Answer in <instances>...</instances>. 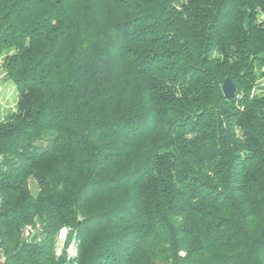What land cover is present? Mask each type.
Listing matches in <instances>:
<instances>
[{
	"label": "trees",
	"instance_id": "16d2710c",
	"mask_svg": "<svg viewBox=\"0 0 264 264\" xmlns=\"http://www.w3.org/2000/svg\"><path fill=\"white\" fill-rule=\"evenodd\" d=\"M0 61L4 264H264V0H0Z\"/></svg>",
	"mask_w": 264,
	"mask_h": 264
},
{
	"label": "rangeland",
	"instance_id": "374dc122",
	"mask_svg": "<svg viewBox=\"0 0 264 264\" xmlns=\"http://www.w3.org/2000/svg\"><path fill=\"white\" fill-rule=\"evenodd\" d=\"M0 64H1V61H0ZM258 84H260V87L264 88V78L263 77H261L259 79ZM15 100H16L15 87L10 81L5 79L4 73L2 71V67L0 66V117L2 115H4L5 113H7L8 110H10L11 108L14 107ZM32 189H34L33 186H32ZM63 228H61V229H63ZM29 229L32 230V233L35 232L30 226H27L25 231L29 230ZM58 234H59V232H58ZM57 242H58V235H57ZM57 246H58V243H57L56 247ZM69 246H68L66 252L68 255V252H69L68 250L71 249L70 250V257L73 258L76 256V249H75V246L73 244L69 245ZM61 247H62V245H61ZM59 253H60V251H59ZM67 264H74V262L73 263H67Z\"/></svg>",
	"mask_w": 264,
	"mask_h": 264
},
{
	"label": "built area",
	"instance_id": "2783aa9c",
	"mask_svg": "<svg viewBox=\"0 0 264 264\" xmlns=\"http://www.w3.org/2000/svg\"><path fill=\"white\" fill-rule=\"evenodd\" d=\"M66 228H63L59 231V234H58V246L56 247V253H59L60 249H61V245L65 239V236H66ZM32 234V230H26L25 231V235L26 236H30ZM72 245V244H70ZM70 247V246H69ZM71 250V249H70ZM70 250H68V257H70ZM4 261H5V258H4V255L3 254H0V264H4Z\"/></svg>",
	"mask_w": 264,
	"mask_h": 264
},
{
	"label": "water",
	"instance_id": "95a60500",
	"mask_svg": "<svg viewBox=\"0 0 264 264\" xmlns=\"http://www.w3.org/2000/svg\"><path fill=\"white\" fill-rule=\"evenodd\" d=\"M222 91L225 97L232 98L235 95L236 87L229 77H226L222 83Z\"/></svg>",
	"mask_w": 264,
	"mask_h": 264
}]
</instances>
